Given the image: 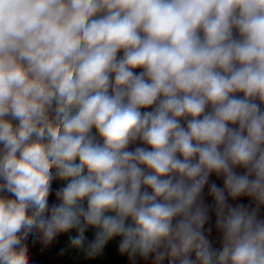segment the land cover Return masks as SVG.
<instances>
[{
    "label": "clouds",
    "instance_id": "clouds-1",
    "mask_svg": "<svg viewBox=\"0 0 264 264\" xmlns=\"http://www.w3.org/2000/svg\"><path fill=\"white\" fill-rule=\"evenodd\" d=\"M261 207L264 0H0V264L73 230L89 258L264 264Z\"/></svg>",
    "mask_w": 264,
    "mask_h": 264
},
{
    "label": "crops",
    "instance_id": "crops-1",
    "mask_svg": "<svg viewBox=\"0 0 264 264\" xmlns=\"http://www.w3.org/2000/svg\"><path fill=\"white\" fill-rule=\"evenodd\" d=\"M122 51L118 53V56L122 55ZM137 73L141 71V69L135 70ZM152 109H141V111H151ZM184 121H182V124ZM95 132V130H93ZM136 146H145L140 144L139 141L136 144H132L129 146V150L134 149ZM238 173L243 174V168L236 169ZM216 183L218 186L223 187V177H217L215 174L210 175L209 183ZM65 182L60 180L53 181V190L63 186ZM203 197L208 205H212L214 203L212 197L208 194V186L205 187L203 192ZM56 201L55 194H53L49 198L50 204ZM229 203L232 205L243 204L249 207H255V203L246 196H241L236 200L229 199ZM260 218L264 219V209L260 208L259 210ZM206 226L215 228V215L214 213H210V222ZM95 230L89 228L86 233V241H92L94 239ZM77 233L75 230L65 233L59 234L51 243H44L40 234L30 235L28 238V242L36 248V250L47 260L50 262L64 263V264H128L130 261L127 255H122L119 252V242L120 238L116 237L110 240L103 249V252L93 258L87 257L82 250H78L72 248L69 244V236H75ZM138 258V257H137ZM41 264L42 262L36 257H30V264L34 262ZM138 261V260H136Z\"/></svg>",
    "mask_w": 264,
    "mask_h": 264
},
{
    "label": "trees",
    "instance_id": "trees-1",
    "mask_svg": "<svg viewBox=\"0 0 264 264\" xmlns=\"http://www.w3.org/2000/svg\"><path fill=\"white\" fill-rule=\"evenodd\" d=\"M238 35V34H237ZM218 233V231H217ZM208 239L211 241L212 246L216 245V244H222V238L220 236V234H215V235H208ZM28 249H29V256H33L35 255L41 262L45 263V264H64V263H57V262H50L49 260H47L46 258H44L37 250L36 248H34V246H32L28 241H26ZM216 250H220V249H216ZM151 258V257H150ZM149 258V259H150ZM192 258L194 259V253L192 254ZM136 260H145L143 258H136ZM132 263V261H129L128 264ZM162 264H170V259L165 260L164 262H162Z\"/></svg>",
    "mask_w": 264,
    "mask_h": 264
},
{
    "label": "rangeland",
    "instance_id": "rangeland-1",
    "mask_svg": "<svg viewBox=\"0 0 264 264\" xmlns=\"http://www.w3.org/2000/svg\"><path fill=\"white\" fill-rule=\"evenodd\" d=\"M262 209H264V207H261ZM209 227L208 226H205V229H206V235H215V234H218L217 233V230H216V228H213V227H211V229H212V231L210 232V233H207V229H208ZM215 250L218 248V249H221L222 248V244H216V245H214V246H212ZM33 256H35V255H33ZM165 260H168V258H166ZM164 260V261H165ZM163 261V262H164ZM33 264H39V263H37L36 261L33 263ZM41 264H45V263H41ZM130 264H132V263H130ZM135 264H153V260H152V258H150V259H147V260H138V261H135Z\"/></svg>",
    "mask_w": 264,
    "mask_h": 264
}]
</instances>
